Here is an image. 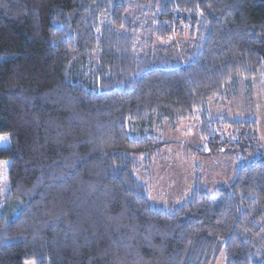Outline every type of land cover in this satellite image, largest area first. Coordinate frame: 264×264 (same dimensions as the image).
<instances>
[{
  "label": "trees",
  "instance_id": "obj_1",
  "mask_svg": "<svg viewBox=\"0 0 264 264\" xmlns=\"http://www.w3.org/2000/svg\"><path fill=\"white\" fill-rule=\"evenodd\" d=\"M138 1L133 18L130 0H0V264H264L257 122L208 111L264 81V0ZM188 27L181 54L156 43ZM195 119L202 155L244 161L158 208L137 156Z\"/></svg>",
  "mask_w": 264,
  "mask_h": 264
},
{
  "label": "rangeland",
  "instance_id": "obj_2",
  "mask_svg": "<svg viewBox=\"0 0 264 264\" xmlns=\"http://www.w3.org/2000/svg\"><path fill=\"white\" fill-rule=\"evenodd\" d=\"M130 2L129 14L138 18L139 1ZM188 29L190 27L183 34L156 43L171 46L172 55L181 54L190 45L192 38ZM208 111L211 116L224 114L230 120L254 119L260 142L264 145V81L261 77L251 78L250 81L239 79L236 86L228 89L224 99L209 100ZM198 119L181 120L175 128L164 122L158 132L154 130L159 140L163 141L162 147L150 156L148 163L146 155L137 156L135 177L147 187L151 202L158 208H169L182 203L198 182L212 188L228 183L235 168L244 161L243 158H236L228 153L202 155L198 151L202 144L198 135ZM9 145V135L1 134L0 148H8ZM8 167L9 161L0 159V191L3 195L9 187ZM12 209L14 208L9 207V211ZM23 264L35 263L33 260H25ZM217 264H224V259Z\"/></svg>",
  "mask_w": 264,
  "mask_h": 264
}]
</instances>
